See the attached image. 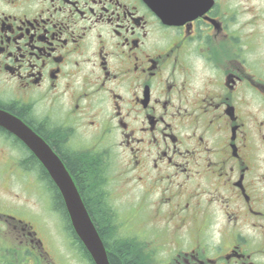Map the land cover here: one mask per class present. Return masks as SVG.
Segmentation results:
<instances>
[{"label": "flooded vegetation", "instance_id": "1", "mask_svg": "<svg viewBox=\"0 0 264 264\" xmlns=\"http://www.w3.org/2000/svg\"><path fill=\"white\" fill-rule=\"evenodd\" d=\"M0 111L118 219L116 189H136L133 218L155 194L174 245L145 239L157 264H264V0H206L173 23L149 0H0ZM0 155L35 200L58 202L45 166L2 127ZM2 224L0 264L11 251L39 264L32 225Z\"/></svg>", "mask_w": 264, "mask_h": 264}, {"label": "rangeland", "instance_id": "2", "mask_svg": "<svg viewBox=\"0 0 264 264\" xmlns=\"http://www.w3.org/2000/svg\"><path fill=\"white\" fill-rule=\"evenodd\" d=\"M0 157L2 156L0 155ZM9 164V161L0 163V216L3 215L0 219L4 220L6 214H12L24 218L28 224L32 225V231H35L36 237L42 242L43 257L41 256L42 262L39 264H88L77 255L58 213L44 201L47 194L40 193L35 200L33 193L25 191L22 187L23 183L16 176L8 177L10 174H7L6 168ZM117 180H121V178L116 177ZM135 190L126 191L124 194L125 191L119 192L116 189L119 196L117 203L120 207V213L126 212L130 216L129 218V216L121 215L122 221L127 220V222H122L121 227L123 229L121 228V231L124 230V233L141 238L146 235L145 237L148 240H156L155 243L158 242L159 244L163 243L160 239L154 238V235L157 234L158 238H166L169 248L174 249V245L170 247L172 244V240L169 238L171 226L167 223L170 217L167 214L164 217H161V214L157 217V215H154L156 209L151 207V203H156L157 197L155 194H151L148 200L144 202L140 212L141 215H135V219L133 218L131 210L137 206ZM164 209L162 208L163 211ZM3 227L0 220L1 231ZM162 227L167 233L165 236H159L162 234ZM152 247L156 248L155 245ZM14 264L17 263L14 262Z\"/></svg>", "mask_w": 264, "mask_h": 264}, {"label": "water", "instance_id": "3", "mask_svg": "<svg viewBox=\"0 0 264 264\" xmlns=\"http://www.w3.org/2000/svg\"><path fill=\"white\" fill-rule=\"evenodd\" d=\"M154 10L167 22L200 14L206 0H149ZM0 126L22 140L43 163L56 183L65 203L72 227L90 254L94 264H110L106 249L81 196L60 160L18 119L0 111Z\"/></svg>", "mask_w": 264, "mask_h": 264}, {"label": "trees", "instance_id": "4", "mask_svg": "<svg viewBox=\"0 0 264 264\" xmlns=\"http://www.w3.org/2000/svg\"><path fill=\"white\" fill-rule=\"evenodd\" d=\"M74 168L75 164L69 163ZM79 165V164H78ZM80 166V165H79ZM90 176H77V179L81 181L83 187V181L86 183H93ZM95 184V183H93ZM80 195L83 203L90 214V217L98 231V234L106 248L108 259L111 264H155L156 260L152 257L149 250H146L145 242L137 239L136 237H126L119 234V225L116 221L115 211L105 203L99 202L101 197L100 193L88 192L80 189ZM57 204L54 206L55 210L61 213L65 221V229L68 231L71 239L72 246L79 256L86 260L88 264H94L89 253L85 249L82 242L77 238L75 232L72 229L68 214L66 212L65 205L60 197L59 193H56ZM15 256L6 258V262L3 264H14ZM21 260V257L19 258ZM16 262V261H15Z\"/></svg>", "mask_w": 264, "mask_h": 264}, {"label": "clouds", "instance_id": "5", "mask_svg": "<svg viewBox=\"0 0 264 264\" xmlns=\"http://www.w3.org/2000/svg\"><path fill=\"white\" fill-rule=\"evenodd\" d=\"M194 66L197 68V71H205V72H211L213 71L212 66L209 64V62L202 56H195L194 58ZM196 87L195 83L193 85Z\"/></svg>", "mask_w": 264, "mask_h": 264}]
</instances>
